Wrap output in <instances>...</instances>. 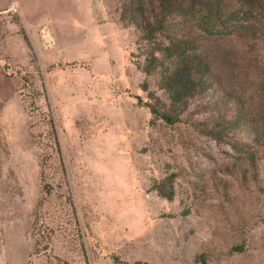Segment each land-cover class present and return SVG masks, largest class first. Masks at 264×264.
I'll return each instance as SVG.
<instances>
[{"label": "rangeland", "instance_id": "374dc122", "mask_svg": "<svg viewBox=\"0 0 264 264\" xmlns=\"http://www.w3.org/2000/svg\"><path fill=\"white\" fill-rule=\"evenodd\" d=\"M115 6L0 0V264H264L260 165L197 125L216 102L233 112L227 95L153 117ZM240 41L210 46L250 119L247 64L264 51ZM169 173L166 200L151 186Z\"/></svg>", "mask_w": 264, "mask_h": 264}, {"label": "trees", "instance_id": "16d2710c", "mask_svg": "<svg viewBox=\"0 0 264 264\" xmlns=\"http://www.w3.org/2000/svg\"><path fill=\"white\" fill-rule=\"evenodd\" d=\"M114 1L117 21L135 32V52L129 53L130 62L144 75L139 87L146 92L143 104L150 114L173 124L180 121L192 100L212 90L225 93V104L235 110L228 114L216 102L209 109V118L197 123L198 129L243 152V163L250 168L260 165L264 184V52L258 63L247 64L246 71L254 73L246 81L248 84L244 83L246 89L251 86L249 98L256 101L253 117L248 119L241 114L244 102L235 95L237 86L233 79L238 75H229L230 84L223 85L225 73L210 46L223 38H235L247 44L246 54L254 48L264 51V0ZM147 78H151L153 89L148 88ZM223 97L219 94L218 100ZM241 130L245 131V141L233 136ZM151 187L157 195L170 200L173 174L164 175ZM198 258L203 264V256ZM112 260L116 264H141L137 260Z\"/></svg>", "mask_w": 264, "mask_h": 264}]
</instances>
